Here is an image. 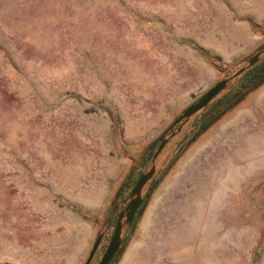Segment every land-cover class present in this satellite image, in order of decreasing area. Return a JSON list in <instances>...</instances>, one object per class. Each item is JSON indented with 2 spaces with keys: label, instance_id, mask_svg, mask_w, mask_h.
Returning a JSON list of instances; mask_svg holds the SVG:
<instances>
[{
  "label": "rangeland",
  "instance_id": "1",
  "mask_svg": "<svg viewBox=\"0 0 264 264\" xmlns=\"http://www.w3.org/2000/svg\"><path fill=\"white\" fill-rule=\"evenodd\" d=\"M150 166L109 264H264V0H0V264H96Z\"/></svg>",
  "mask_w": 264,
  "mask_h": 264
},
{
  "label": "water",
  "instance_id": "2",
  "mask_svg": "<svg viewBox=\"0 0 264 264\" xmlns=\"http://www.w3.org/2000/svg\"><path fill=\"white\" fill-rule=\"evenodd\" d=\"M253 61H254V57H252L249 60V65L252 64ZM225 84H226L225 79L215 82L195 103L185 108L183 112L177 117L175 122L184 120L188 118L190 115L200 110L201 108H203L210 101V99L213 96H215L225 86ZM164 142H165L164 139L160 141L155 153L159 151V149L162 147ZM153 173H154V167L150 166L146 172H143L138 177L137 181L135 182L134 186L131 189L130 199L125 204L123 211L119 212L117 215L108 243L106 244L101 257L96 264H109V262L113 258L121 242L122 228L124 225L129 224L131 222L135 211L142 202V196H141L142 187L151 178ZM97 242L98 239H96L92 244V247L86 258L85 264L91 258L96 248Z\"/></svg>",
  "mask_w": 264,
  "mask_h": 264
}]
</instances>
